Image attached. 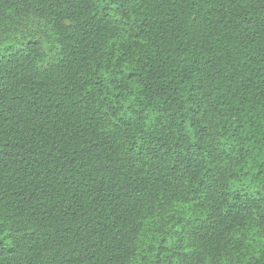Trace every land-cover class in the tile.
Masks as SVG:
<instances>
[{
  "label": "trees",
  "instance_id": "16d2710c",
  "mask_svg": "<svg viewBox=\"0 0 264 264\" xmlns=\"http://www.w3.org/2000/svg\"><path fill=\"white\" fill-rule=\"evenodd\" d=\"M0 264H264V0H0Z\"/></svg>",
  "mask_w": 264,
  "mask_h": 264
}]
</instances>
